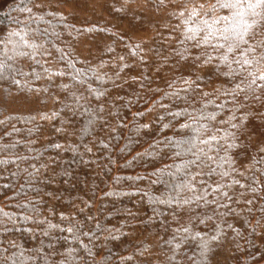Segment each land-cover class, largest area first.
Listing matches in <instances>:
<instances>
[{
  "label": "trees",
  "instance_id": "1",
  "mask_svg": "<svg viewBox=\"0 0 264 264\" xmlns=\"http://www.w3.org/2000/svg\"><path fill=\"white\" fill-rule=\"evenodd\" d=\"M99 1L0 5V264H264V20Z\"/></svg>",
  "mask_w": 264,
  "mask_h": 264
},
{
  "label": "snow or ice",
  "instance_id": "2",
  "mask_svg": "<svg viewBox=\"0 0 264 264\" xmlns=\"http://www.w3.org/2000/svg\"><path fill=\"white\" fill-rule=\"evenodd\" d=\"M217 5L219 8L224 9L228 12L227 15H215L211 19H203V26H197L195 29L189 28V31L193 32V37L203 35V39L206 41H211L213 39L227 41L228 51H235L240 47L242 43L246 44L247 40L245 37L251 32L261 20H264V0H217ZM217 5H213V12ZM203 7V5H201ZM198 13L193 10L191 13L192 17L197 16ZM259 18V19H258ZM12 35H19L18 33H13ZM18 43L24 47H36V45L31 42L26 35H20ZM216 48L217 45H212ZM218 47L223 48L224 44L220 43ZM237 63H240L237 61ZM244 64H248L249 61L245 60ZM5 67V65L0 64V68ZM264 79V76L260 77ZM255 81H253L254 83ZM193 155H196L194 152ZM212 159V157H209ZM199 158L192 160L191 164L198 166ZM219 189H217L218 191ZM227 196V193H223ZM71 231V228L68 229Z\"/></svg>",
  "mask_w": 264,
  "mask_h": 264
},
{
  "label": "rangeland",
  "instance_id": "3",
  "mask_svg": "<svg viewBox=\"0 0 264 264\" xmlns=\"http://www.w3.org/2000/svg\"><path fill=\"white\" fill-rule=\"evenodd\" d=\"M100 1H101V3H102V2L105 1V0H100ZM100 1H99V2H100ZM1 4H2V0H0V5H1ZM99 5H100V4H99ZM101 10H102V9H101V7H100L99 11L102 12ZM158 19H159V18H158Z\"/></svg>",
  "mask_w": 264,
  "mask_h": 264
}]
</instances>
